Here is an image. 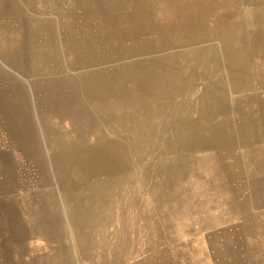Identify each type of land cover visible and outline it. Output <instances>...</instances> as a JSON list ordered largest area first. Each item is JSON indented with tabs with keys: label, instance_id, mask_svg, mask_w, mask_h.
I'll return each mask as SVG.
<instances>
[{
	"label": "rangeland",
	"instance_id": "obj_1",
	"mask_svg": "<svg viewBox=\"0 0 264 264\" xmlns=\"http://www.w3.org/2000/svg\"><path fill=\"white\" fill-rule=\"evenodd\" d=\"M0 28L1 264H264V0H0Z\"/></svg>",
	"mask_w": 264,
	"mask_h": 264
},
{
	"label": "crops",
	"instance_id": "obj_2",
	"mask_svg": "<svg viewBox=\"0 0 264 264\" xmlns=\"http://www.w3.org/2000/svg\"><path fill=\"white\" fill-rule=\"evenodd\" d=\"M0 30H1V34H2V28H0ZM5 28H3V38L5 37V34H6V32H5ZM2 36V35H1ZM3 49H2V53L4 52L5 53V51H6V49H5V46H3L2 47ZM3 58H4V61H7L8 63H9V57L8 56H2ZM106 105V104H105ZM257 114L258 115H261V118L264 116V113L263 112H260V113H258L257 112ZM256 119V117H253V120H251V121H248L247 120V117H245V123H246V125H247V127L249 128V129H254V131L252 132V133H250V134H247V133H245L246 135L244 136V137H241L244 141H246L247 143V145L248 146H250V145H253L254 143H257V141L258 140H262V141H264V133H263V128H264V121H259V120H257L256 119V121H254ZM263 120H264V117L262 118ZM227 125H229L230 126V124L229 123H227ZM230 130H229V132H228V138L229 139H231V141H229V144H233V140H234V136H235V134L234 133H232V127L230 126ZM212 144V143H211ZM213 145V144H212ZM214 146V145H213ZM250 149H252V148H250ZM260 149V148H259ZM248 150V149H247ZM1 151V150H0ZM4 154H5V156H6V154H7V162L5 163V159H4V162L3 163H1V158H0V184L1 183H3V185L4 184H6V181L9 183V187H10V180H9V178L7 177V175H6V173H5V170L6 169H10V166H11V153L10 152H4V150L2 151ZM208 156V155H207ZM217 157H215V159L217 160H215L216 162H218V155H216ZM227 157H229V156H227ZM226 157V158H227ZM239 158V159H237L236 161H234V164H236V165H239V166H234V168H235V170L232 168V172L233 173H230V174H232L231 175V178H235L236 180H242V181H244L245 183H244V185H243V187L244 186H247L246 185V178H247V173H246V171H245V169H247V170H249L248 169V165H249V163H250V159L249 158H247L246 159V155H245V162H243V160H242V157H240V156H234V158ZM214 161V162H215ZM247 162V163H246ZM220 164V163H219ZM215 165H216V163H215ZM245 168L244 169V171L243 170H241V168ZM223 168V167H222ZM222 168H220L219 170H221ZM216 169H217V172L219 171L218 170V168H217V166H216ZM241 170V171H240ZM4 172L3 174L1 173V172ZM243 171V172H242ZM238 172V173H237ZM255 180V179H254ZM253 182L254 181H252L250 184H249V186L250 187H252L253 186ZM263 184H264V182H263ZM11 191V190H10ZM10 191L8 190L7 191V195H6V191H4L3 192V194H1V192H0V215H1V213H2V210H1V203H3V214H5V211H6V202L7 203H9V207H10V203H11V201H10V197H11V195H10ZM242 191V192H241ZM235 193L237 194V193H239V194H242L243 193V190H238V192H237V190L235 191ZM228 193H225V195H227ZM246 201L247 200H245L243 203H246ZM233 209H235V206H233V208H232V212H231V215H233L232 213L235 211V210H233ZM239 209H241L240 207H239ZM246 211V210H245ZM10 228V227H9ZM11 243L9 242L8 243V245H9V251H11V245H10ZM11 258V253H9V259Z\"/></svg>",
	"mask_w": 264,
	"mask_h": 264
},
{
	"label": "bare ground",
	"instance_id": "obj_3",
	"mask_svg": "<svg viewBox=\"0 0 264 264\" xmlns=\"http://www.w3.org/2000/svg\"><path fill=\"white\" fill-rule=\"evenodd\" d=\"M10 1V0H9ZM20 1V0H19ZM2 4H3V9L8 5V0H2ZM16 4V3H15ZM13 8V7H12ZM167 15V14H166ZM165 15V16H166ZM172 20V19H171ZM151 21V20H150ZM149 21V22H150ZM147 24V23H146ZM149 25V24H148ZM151 28V27H150ZM152 31V30H151ZM154 31V30H153ZM2 35V36H1ZM0 38H2V39H4L3 38V29H2V34H1V30H0ZM3 44H4V41H3ZM3 44H1L2 45V47L4 46ZM151 44V43H150ZM152 46V45H151ZM153 47V46H152ZM154 48V47H153ZM21 52H22V50H21ZM150 53V52H149ZM22 54V53H21ZM147 54H148V52H147ZM22 55H24V54H22ZM141 55V54H140ZM156 84V83H155ZM157 85V84H156ZM164 89H166V88H164ZM169 90L170 89H168V90H166V92L168 93L169 92ZM171 91V90H170ZM166 93V94H167ZM139 101L140 102H138L142 107H144L143 105H147V106H149V107H151L152 108V111H151V117L152 116H154V114H158V110H159V108L161 107V101H160V99H159V96L157 95V92H155V94H147V96H144V97H141V99L139 98ZM122 103H124L125 105H127V103H126V101L124 100V99H117V101L116 102H114V103H107L106 105H104V106H113V105H120V104H122ZM128 106V105H127ZM125 109V108H124ZM132 109V108H131ZM96 110V109H95ZM261 111H259L258 113H260ZM133 113H134V111H133ZM95 114V113H94ZM97 116V115H96ZM99 120V119H98ZM128 120V118H127V115L126 116H124L123 118H122V121H124V122H126ZM124 124V123H123ZM212 124V123H211ZM202 125V124H201ZM209 125V124H208ZM10 127H11V125H9ZM149 129V128H148ZM209 129V137H208V139H206V142L208 141V140H210V143H212L214 146H216V145H218L219 147H221V148H232V146H233V144H229V141H231V139H229L228 138V132H229V130L231 129L230 128V126L229 125H216V124H214V127H211V128H208ZM4 130V129H3ZM183 130V129H182ZM134 131V130H133ZM152 131V130H151ZM136 132V131H135ZM120 135V134H119ZM105 139V138H104ZM234 141V140H233ZM202 142V141H201ZM204 142H205V140H204ZM70 143V142H69ZM133 143V142H132ZM218 146H217V148H218ZM162 148V147H161ZM146 149V148H145ZM148 149V148H147ZM134 150V149H133ZM159 150V149H158ZM222 150V149H221ZM225 150V149H224ZM139 152H141V151H139ZM137 155V154H136ZM222 156V158H224V157H227V155H224V154H222V155H219L218 154V162L220 163V157ZM212 157V156H211ZM206 158H208V156H206ZM142 159V158H141ZM214 160H216L215 158H214ZM217 161V160H216ZM6 163V162H5ZM12 164V163H11ZM217 165V164H216ZM224 164L223 163H220V164H218L217 165V168H218V170L220 169V168H222V167H224L223 166ZM145 166V165H144ZM206 167H208L209 169H211V167H209L208 166V164H201L200 165V168H206ZM231 167H229L228 166V170L230 171V170H232V168L230 169ZM193 171V169L191 170V172ZM196 171V170H195ZM123 175V174H122ZM194 176H196V175H194ZM121 177V176H120ZM133 178V177H132ZM159 178V177H158ZM214 185V184H213ZM153 204V203H152ZM216 204V203H215ZM8 205V204H7ZM12 206V205H11ZM10 206V207H11ZM3 207V206H2ZM7 207V206H6ZM215 208L217 209L218 208V206L216 205L215 206ZM10 209H13V208H10ZM3 210V209H2ZM177 210L178 211H180V209L177 207ZM7 211V210H6ZM5 211V212H6ZM191 213H193V214H195V215H198L197 213H195V211H192ZM4 215V214H3ZM4 217H5V215H4ZM7 218V217H6ZM5 218V219H6ZM122 234V233H121ZM118 246V245H117ZM62 250V249H61ZM82 252V251H81ZM17 253V252H16ZM21 253V252H20ZM201 256V255H200ZM199 262V261H198ZM1 264V263H0ZM195 264H196V262H195ZM199 264H200V262H199Z\"/></svg>",
	"mask_w": 264,
	"mask_h": 264
}]
</instances>
